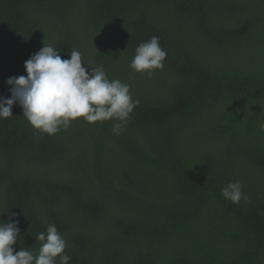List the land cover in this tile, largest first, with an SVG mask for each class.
<instances>
[{
	"label": "trees",
	"instance_id": "16d2710c",
	"mask_svg": "<svg viewBox=\"0 0 264 264\" xmlns=\"http://www.w3.org/2000/svg\"><path fill=\"white\" fill-rule=\"evenodd\" d=\"M158 36L149 77L130 68ZM45 45L73 49L139 101L55 135L0 120V221L15 251L54 224L69 264H264V0H0V97ZM240 181L247 200L221 195Z\"/></svg>",
	"mask_w": 264,
	"mask_h": 264
},
{
	"label": "clouds",
	"instance_id": "9594fccd",
	"mask_svg": "<svg viewBox=\"0 0 264 264\" xmlns=\"http://www.w3.org/2000/svg\"><path fill=\"white\" fill-rule=\"evenodd\" d=\"M158 36L141 43L131 60L130 68L149 77L162 70L167 52L160 46ZM52 45H45L24 64L26 75L7 79L10 98L0 97V120L12 117L13 105H19L30 127L42 134L55 135L71 122L83 119L88 124L114 121L112 132L120 135L125 123L139 101L133 100L130 86L119 79L109 80L103 67L88 70L79 50L62 59ZM240 181L229 182L221 195L232 203L247 200ZM20 229L10 217L0 221V264H69L66 240L54 224L40 232L39 248L15 251Z\"/></svg>",
	"mask_w": 264,
	"mask_h": 264
}]
</instances>
